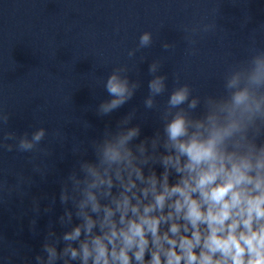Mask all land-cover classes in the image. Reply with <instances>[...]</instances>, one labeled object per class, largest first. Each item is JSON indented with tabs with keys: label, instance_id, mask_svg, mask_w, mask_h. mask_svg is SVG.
Returning a JSON list of instances; mask_svg holds the SVG:
<instances>
[{
	"label": "clouds",
	"instance_id": "obj_1",
	"mask_svg": "<svg viewBox=\"0 0 264 264\" xmlns=\"http://www.w3.org/2000/svg\"><path fill=\"white\" fill-rule=\"evenodd\" d=\"M215 27L185 29L190 54L195 35ZM152 44L153 33L144 31L128 56ZM161 64L149 65L143 100L159 127L140 139L133 109L87 147L73 143L81 158L60 180L63 213L49 222L41 251L27 264H264V47L253 38L216 95L194 94L178 75L169 91L167 75L157 74ZM129 72L117 66L103 81L110 99L99 103L97 115L108 116L134 97L140 82ZM166 93L161 105L157 98ZM10 115L0 110V149L50 156L41 147L48 130L5 131ZM56 135L65 140L62 131ZM89 149L94 158H83ZM33 171L42 179L48 173L39 166ZM55 203L53 197L44 212ZM33 210L39 214L38 201ZM31 224L38 235L36 220ZM55 224L64 230L58 234Z\"/></svg>",
	"mask_w": 264,
	"mask_h": 264
},
{
	"label": "water",
	"instance_id": "obj_2",
	"mask_svg": "<svg viewBox=\"0 0 264 264\" xmlns=\"http://www.w3.org/2000/svg\"><path fill=\"white\" fill-rule=\"evenodd\" d=\"M212 23V32L195 35L190 54L185 29ZM144 31L153 33V44L130 58ZM253 38L264 47V0H0V110L11 113L5 131L30 135L44 127L41 147L51 152L45 157L0 149V264H27L41 251L49 222L63 213L60 180L81 158L73 155V143L87 147L133 109L140 139L159 127L143 105L154 60L162 62L157 74L167 75L169 91L178 75L194 94L216 95L226 70L248 55ZM165 42L175 48L166 51ZM120 65L129 67L130 80L140 87L120 109L99 116L96 107L110 99L103 81ZM157 99L163 105L167 93ZM83 158H94L90 149ZM33 166L48 170L46 177ZM53 197L55 206L45 213ZM63 230L55 224L58 234Z\"/></svg>",
	"mask_w": 264,
	"mask_h": 264
}]
</instances>
